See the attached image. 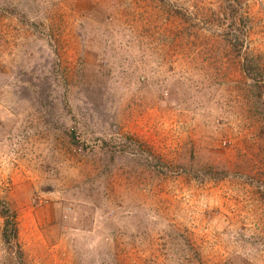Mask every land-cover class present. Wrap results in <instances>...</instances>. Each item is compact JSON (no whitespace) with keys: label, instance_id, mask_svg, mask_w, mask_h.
I'll return each mask as SVG.
<instances>
[{"label":"rangeland","instance_id":"obj_1","mask_svg":"<svg viewBox=\"0 0 264 264\" xmlns=\"http://www.w3.org/2000/svg\"><path fill=\"white\" fill-rule=\"evenodd\" d=\"M0 264H264V0H0Z\"/></svg>","mask_w":264,"mask_h":264},{"label":"trees","instance_id":"obj_2","mask_svg":"<svg viewBox=\"0 0 264 264\" xmlns=\"http://www.w3.org/2000/svg\"><path fill=\"white\" fill-rule=\"evenodd\" d=\"M5 207V206H4ZM2 215L5 217V227H4V233L6 235H11L14 238L18 237V223L16 214L14 211H11L9 208L5 207L3 209Z\"/></svg>","mask_w":264,"mask_h":264}]
</instances>
